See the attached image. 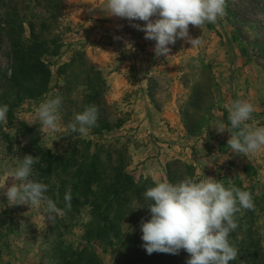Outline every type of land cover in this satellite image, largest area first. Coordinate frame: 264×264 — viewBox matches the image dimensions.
<instances>
[{
  "label": "rangeland",
  "instance_id": "obj_1",
  "mask_svg": "<svg viewBox=\"0 0 264 264\" xmlns=\"http://www.w3.org/2000/svg\"><path fill=\"white\" fill-rule=\"evenodd\" d=\"M226 3L216 24L189 25L199 46L177 39L157 57L155 41L132 26L145 22L108 16L106 0H0V105H9L0 125V264H186L184 250L149 255L141 239V221L151 218L143 193L169 171L177 182L213 177L256 197L254 210L235 214L229 241L238 257L229 264H264V150L237 155L230 133L212 127L228 123L235 99L251 102L248 123L264 127V0ZM34 44L47 72L18 92L8 82L13 54ZM56 96L59 129H41L38 106ZM89 105L99 109L98 127L67 134ZM26 154L41 158L30 178L47 184L62 210L53 223L43 206L9 205L4 195ZM93 154L97 179L87 173Z\"/></svg>",
  "mask_w": 264,
  "mask_h": 264
},
{
  "label": "clouds",
  "instance_id": "obj_2",
  "mask_svg": "<svg viewBox=\"0 0 264 264\" xmlns=\"http://www.w3.org/2000/svg\"><path fill=\"white\" fill-rule=\"evenodd\" d=\"M226 0H106L108 16L128 21H143L132 26L145 33V39L154 40L157 57L168 56L169 45L177 39L186 40L192 47L199 46L200 37L192 38L189 25L202 29L206 24H216L226 15ZM153 17H156L153 19ZM132 49L131 44H126ZM191 47V48H192ZM63 97L56 96L40 103L37 116L41 129H59L60 108ZM228 123L217 121L212 127L218 134L227 131V141L233 153L248 156L264 150V127L248 123L253 120L254 105L243 99H235L227 109ZM9 105H0V125L7 123ZM99 109L95 105L85 107L67 125V134L87 136L89 130L98 127ZM40 157L24 155L18 158L17 167L8 177L14 182L4 195L9 205H27L39 209L53 223L57 214H63L57 204L45 193L48 185L31 179L33 165ZM7 177V178H8ZM6 181V180H5ZM5 181L0 189L5 187ZM150 201L147 208L151 218L141 221L143 247L150 255L154 252L177 255L181 250L189 254L186 264H229L238 257V249L230 244V233L238 227L235 214L254 210L253 195L233 184L213 177L199 181L192 177L172 183L163 180L143 193ZM71 189L64 196L67 210H71Z\"/></svg>",
  "mask_w": 264,
  "mask_h": 264
},
{
  "label": "trees",
  "instance_id": "obj_3",
  "mask_svg": "<svg viewBox=\"0 0 264 264\" xmlns=\"http://www.w3.org/2000/svg\"><path fill=\"white\" fill-rule=\"evenodd\" d=\"M33 28L34 25L30 24L29 25V30L30 33L32 34L33 32ZM37 43V42H35ZM32 51H36V56H33ZM40 49L39 47L34 44L29 50H26L24 52L18 53V52H14L13 54V58H12V67H11V75L9 77V83L15 84V85H20V87L17 89L18 92H20V90L22 89L23 92L24 89L26 88L30 76L33 75L31 81H36L39 79V76H37L38 73L41 72H47V68L44 66L43 63L39 62V53ZM59 52V45L58 47L55 48L53 54H57ZM41 54V53H40ZM35 62V63H34ZM64 68H66L65 66H63ZM33 71H36V73L34 74ZM24 75L25 77H27L28 79L25 80H21L19 77L20 75ZM46 83L47 81L44 79V81H42L41 83V87L40 90L42 89V87H46ZM41 95L40 93L36 94V96ZM106 127V126H104ZM43 156V155H42ZM98 164V158L96 155H92V159H91V165L89 167L88 170V175L93 178V179H97V165ZM46 170L43 171V176L45 177L46 175L51 173V161L47 160V166H46ZM175 174L171 171H169L168 173V181L172 182V183H176V176H174ZM122 178L127 177L126 175H122ZM117 190V187L114 186L113 188V193H115ZM254 200L256 199V197L253 198ZM96 205V204H95ZM253 255V254H252ZM264 261V260H263Z\"/></svg>",
  "mask_w": 264,
  "mask_h": 264
}]
</instances>
